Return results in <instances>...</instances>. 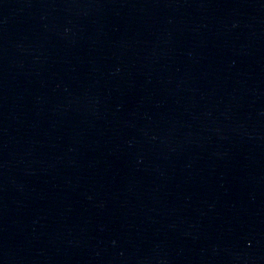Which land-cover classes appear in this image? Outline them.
Listing matches in <instances>:
<instances>
[{
	"label": "water",
	"instance_id": "1",
	"mask_svg": "<svg viewBox=\"0 0 264 264\" xmlns=\"http://www.w3.org/2000/svg\"><path fill=\"white\" fill-rule=\"evenodd\" d=\"M0 264H264V0H0Z\"/></svg>",
	"mask_w": 264,
	"mask_h": 264
}]
</instances>
